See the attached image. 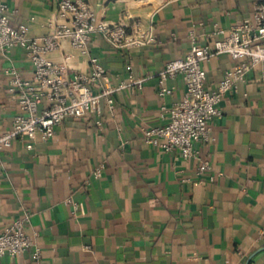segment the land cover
<instances>
[{
	"label": "crops",
	"instance_id": "crops-1",
	"mask_svg": "<svg viewBox=\"0 0 264 264\" xmlns=\"http://www.w3.org/2000/svg\"><path fill=\"white\" fill-rule=\"evenodd\" d=\"M5 1L13 24L27 22L32 36L51 33L63 20L56 0ZM86 1L96 19L125 24L129 32L141 27L155 41L117 48L96 33L88 53L65 40L49 57L88 71L96 56L115 84H129L131 74L146 80L115 94L102 127L94 115L70 119L32 148L17 139L0 151V230L29 212L27 231L43 250L41 261L27 251L2 256L0 264H264L262 66L226 93L222 118L210 122L216 140L199 144L200 157L167 153L144 138V128L162 122L161 106L185 94L176 76L168 81L173 93L161 98L157 73L187 54L191 30L229 28L261 0ZM235 62L229 54L212 57L207 85L216 88ZM10 66L27 77L34 70L22 48L0 52V129L11 126L18 106L5 74ZM202 162L210 169L199 174Z\"/></svg>",
	"mask_w": 264,
	"mask_h": 264
},
{
	"label": "built area",
	"instance_id": "built-area-1",
	"mask_svg": "<svg viewBox=\"0 0 264 264\" xmlns=\"http://www.w3.org/2000/svg\"><path fill=\"white\" fill-rule=\"evenodd\" d=\"M56 1L63 20L51 33L38 37L30 34L27 22L14 25L9 3L0 0V52L20 47L34 66L29 77L14 66L5 69L9 90L18 106L11 126L0 129V151L10 148L17 139H28V146L32 148L38 136L46 140L53 138L57 128L70 119L94 115L96 125L102 127L104 106L115 109V94L128 86L142 88L145 83L146 78H136L133 74L129 84L113 83L110 71L96 56L90 57L88 71L52 60L49 54L59 50L65 40L88 53L96 33L117 48L130 49L155 41L154 34L141 27L129 32L125 24L96 19L86 0ZM190 42L184 57L168 61L157 73L161 98L173 93L168 81L176 76L183 77L185 94L172 106H161L162 122L144 128V138L148 144L167 153L198 158L199 144L216 140L210 122L222 118L221 102L226 93L247 82L248 73L256 66L261 65L264 72V0L252 14L229 28L215 24L212 30L203 33L192 29ZM220 54H229L236 62L225 71L217 87L211 88L207 85L205 63ZM102 169V166L96 168L97 177L102 175ZM209 169L210 165L202 162L198 172ZM30 219L31 214L26 212L0 230V258L31 251L32 258L41 261L43 250L27 231Z\"/></svg>",
	"mask_w": 264,
	"mask_h": 264
}]
</instances>
